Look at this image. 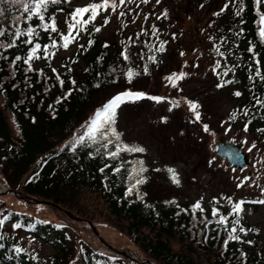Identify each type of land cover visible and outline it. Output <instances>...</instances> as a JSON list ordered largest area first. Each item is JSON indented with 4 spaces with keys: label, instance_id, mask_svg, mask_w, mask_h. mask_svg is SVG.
<instances>
[{
    "label": "trees",
    "instance_id": "trees-1",
    "mask_svg": "<svg viewBox=\"0 0 264 264\" xmlns=\"http://www.w3.org/2000/svg\"><path fill=\"white\" fill-rule=\"evenodd\" d=\"M75 1L81 0H54L47 6L45 20L54 19L57 26L53 32L51 24L45 31L38 17L26 18L24 0H0V28L4 29L0 44L10 42V37L19 30L14 47H0V192L5 194L9 188L23 198L24 205L43 206L54 212V219L66 223L75 235L72 238L60 228L63 226L56 227L52 221L51 224L31 222L23 214L8 212L5 215L11 223L31 227L39 238L42 236L38 232L52 233L53 244L49 245L54 251L39 258L2 227L0 264H264L258 237L246 238L245 232L239 231L243 224L233 225L238 215L232 212L233 203L226 196L201 203L204 208L201 213L191 207L195 202L158 200L150 188V166L138 152L121 148L119 155L111 158L103 150L96 152L97 146H79L74 152L67 150L65 141L100 105L101 95L149 78L153 68L160 64V52L167 49V38L157 23L141 24L134 33H123L118 41H107L105 46L96 19L109 4L83 25L72 57L56 62V54L64 48V42L60 41L49 47L47 56L43 49L38 50L30 66L26 65L23 61L31 47L25 43L26 27L39 25L33 39L42 45L49 43L50 38L59 40L69 24H77L82 18L73 19L70 15L76 7H82L75 6ZM192 1L211 3L216 13L228 3L218 14L216 25L213 22L210 27L215 34L212 45L215 74L233 101L227 119L240 133L251 134L264 144V107H252L253 96L264 100V81L255 75L256 65L247 51L250 46L253 48L264 72V39L259 35L264 0H243L242 6L230 0ZM90 3L99 4L100 0H91L86 5ZM89 15L90 12H85L83 17ZM221 52L225 55L221 56ZM16 56L21 59L13 63ZM226 69L231 70L227 76ZM97 84L100 86L96 87ZM69 89L72 91L66 96ZM236 90L241 95H235ZM116 131L123 143L133 145ZM89 151L95 154L89 156ZM140 159L146 165V171L141 174L146 179L126 195V189L139 178L135 176L131 181L128 178L132 162ZM120 165L123 167L114 173L112 168ZM213 207L219 209L218 216H226L227 220L213 218ZM206 220L213 222L205 227ZM88 222L95 226L107 224L128 237L135 234L133 241L138 251L110 249L101 244L98 247V240H92L96 237ZM17 247L23 251H16Z\"/></svg>",
    "mask_w": 264,
    "mask_h": 264
},
{
    "label": "rangeland",
    "instance_id": "rangeland-1",
    "mask_svg": "<svg viewBox=\"0 0 264 264\" xmlns=\"http://www.w3.org/2000/svg\"><path fill=\"white\" fill-rule=\"evenodd\" d=\"M116 4V9L114 6V9L110 11L112 19L105 26L102 36L112 39V33L117 28L118 15L122 9L126 11L149 9L154 12L161 23L160 28L167 30L170 35L163 71H172L181 64H185L183 73L186 75L179 78L174 84H172V78L162 81L157 73L150 83L145 82L137 85V88L142 90L146 88L149 90H147L148 92L153 93H147L146 89L143 91L129 89L132 92L140 91L147 95L139 98L123 97V102H118V108L122 111H119L121 112L120 127L117 121L116 125L120 130H123L124 138L126 137L131 142L144 144L149 151L147 155L149 160L154 163L155 167L167 171V177H169L167 180L160 174L155 176L165 183H162L163 186H159L161 194L167 187L181 200L184 198L196 199L200 196L208 197L220 191L232 193L238 182L241 188L244 187L247 182L243 178L249 175L250 168L238 172L232 170V173H229L226 170L214 169L218 166L216 163H211L207 170L204 167L206 162L203 155L206 145L198 146V154L195 151V145H191V142L180 144L177 137L179 123H182L183 120H185L183 127L187 128L190 134L188 136L183 134L180 140L206 137L207 133L203 127L205 124L208 125V130L223 131L225 127L221 125L220 119L230 107L224 90L217 87L209 71L206 35L197 36L200 27L204 24L206 8L198 6L197 3H192L190 0H160L159 3H156V0H147V2L145 0H125L123 4L117 0ZM161 13L166 14L161 15ZM193 46L196 51L202 50L203 53L197 57L194 55L183 58L182 55L189 52ZM68 54V52L65 53V55ZM148 84L150 86L145 87ZM115 94L117 93L112 96ZM152 96H160L163 99L155 101L151 99ZM174 96H179V99ZM190 101L196 102L195 107L190 104ZM197 112L199 118L196 116ZM161 117H166V119L162 120ZM230 133V137H234L236 141H241L242 138L248 139L244 148L251 145V148H248L250 166H254L259 161L263 147L254 144L255 142L249 138L250 136L237 132ZM262 164L263 162H260V165ZM169 168L174 169L175 177L168 171ZM173 178L178 179L179 183H174ZM8 200L14 201L12 197ZM245 213L249 219L260 226L264 239V203L254 212L250 209ZM43 214L54 219L53 214L55 213L48 209L43 211ZM99 230L104 239L113 246H120L125 241L120 233L112 229L102 226L99 227ZM40 251L44 254L47 249L41 248Z\"/></svg>",
    "mask_w": 264,
    "mask_h": 264
},
{
    "label": "snow or ice",
    "instance_id": "snow-or-ice-1",
    "mask_svg": "<svg viewBox=\"0 0 264 264\" xmlns=\"http://www.w3.org/2000/svg\"><path fill=\"white\" fill-rule=\"evenodd\" d=\"M54 2V0H24L23 2V7L25 8L26 12H27V19H32L33 16H36L39 18V20L42 22L45 31H48V25L51 24V30L53 32L56 31V23L54 19H49V20H45V15L44 12L47 9V6ZM114 2L115 0H100V3H90L88 5H85L83 7H76L71 13V17L73 19H76L77 17H83V14L85 12H90V15L88 16V19H81V23L83 24H87L89 20L94 19L95 18V14L98 12V10L100 8H107L108 5L110 3L113 4L114 6ZM125 2V0H120V3L123 4ZM145 2H147V0H145ZM160 0H156V3H159ZM230 2H238L241 4V6L243 5V0H230ZM228 6V3L226 2V4L224 5V7H222L221 9H219V12H223ZM241 11L243 10V7H241L240 9ZM166 13H161V15H165ZM214 14H218V13H214ZM239 14V13H237ZM260 24L261 27L259 28V35L261 37V39H264V14L260 15ZM35 27H39L35 26ZM35 27L31 24H29L26 27V36L28 37L27 40H25V43H28L31 45V47L28 50V55H27V59H25L23 62L26 65L30 66V62L31 60L34 58V54L37 53L38 50L43 49L44 50V55L47 56V50L49 49L50 46L54 47L55 45H57L58 43H60V41L64 42V47L68 46V41L72 39L71 37V31L77 27V25L75 24H69L68 25V33H60V39L59 40H53L50 38L49 43L47 44H41L38 39H33V37L35 36ZM98 30V29H96ZM19 32V30H18ZM17 33H14L11 37H10V42H5L3 44H0V47H3L5 49L9 48V47H14L17 43ZM4 35V29L0 28V37H2ZM209 39H211V37H209ZM221 40H225L224 37H220ZM107 42H105V46H106ZM247 51L252 54V60L255 63V68H254V72L255 75L260 78L261 81H264V72L261 71V62L256 59V54L253 52V48L250 46ZM122 56L125 57V59H127V55L126 53L122 52L121 53ZM221 56L225 55V53L221 52L220 53ZM36 58H39L38 56ZM21 57L20 56H16L15 60L13 61V63H15V61L20 60ZM217 66L219 67V63H217ZM145 72H147V66H145ZM234 70V69H232ZM53 71H55V69H53ZM132 70L129 69V72H131ZM215 71V69H214ZM231 70H225V76L228 75V72ZM173 77L176 76L175 73L172 74ZM184 75H186L185 73H180L179 74V78H182ZM249 79L251 80V77H249ZM228 81H225V83H227ZM73 84H75V81H72ZM96 87H99L100 85L97 84L95 85ZM221 84H218L217 87H221ZM72 90L69 89L67 93H65V95H69L70 92ZM235 95L239 96L241 95L239 90H236L234 92ZM147 93L144 92H132L131 90H125L123 92H119L117 94H115L114 96H112L107 102H105L101 108H97L95 110L94 116L92 118H90L88 121H86L84 124L79 126V129L77 131H74L72 133V137L65 141V145H68L67 150L68 151H75L77 150V148L79 146H87V147H92V146H97L95 148L96 152H99L100 150H103L104 155L107 157H111V158H115L116 156L119 155L120 149L123 148L126 151H135V152H144L146 151L143 147L140 146H132L126 143H123V141L120 138V134L116 131L114 125H115V116H116V112L115 109L119 107V103L118 102H123L122 98L123 97H144L146 96ZM63 98V97H62ZM151 99L155 100V101H160L161 99H163L160 96H152ZM253 100L255 101V104L252 105V107H255L257 105L264 107V100L257 98L255 96H253ZM190 104L195 107L196 102L195 101H190ZM245 115H247V109H245L244 112ZM197 118H199V113H196ZM161 119H166V117H161ZM204 129L207 130L208 129V125L205 124ZM247 128V125H245V129ZM110 145H114V147L110 148ZM62 149L64 148V145L61 146ZM89 156H93L95 153L93 151H89ZM105 167H107V165H105ZM123 167V165H120L119 167H113L112 171L115 172H119L120 168ZM101 171H103V168L100 169ZM146 171V165L143 161V159H140L138 161H134L132 162V168L128 173V178L129 180H133L135 176H139L138 179H135V183L134 184H130V186L126 189V195L132 190L133 187H135L136 185L142 183L146 177H144L143 175H141L143 172ZM168 171L170 173H173V177H175V173H174V169L169 168ZM29 179H31V177H29ZM173 182L174 183H179L178 179L173 178ZM262 192H264V189H262ZM139 198V196H138ZM216 197H213V200H216ZM229 200H231V197H228ZM260 203H264V200L262 201H258ZM242 201L241 202H237L235 203L234 207L232 208V212H235L237 215H239V210L241 209V205H242ZM191 207L193 209H197L199 210V212L203 213L204 212V208L201 205L200 200H197L193 205H191ZM212 216L213 218H216L218 216L219 213V209L216 207H213L212 210ZM218 220L219 221H226L227 217L223 216V215H219L218 216ZM212 220H206L204 226L207 227L209 223H212ZM4 224V220L0 219V228L3 227ZM239 224V220H236L233 222V225ZM17 227V225H13V228ZM56 227H60V225H56ZM236 231L235 226H233L232 228V232L234 233ZM240 232H245L247 231L246 228L244 227H240L239 228ZM233 239H237L239 240L240 237H236L233 236ZM249 243H251V241H249ZM16 251L20 252L23 251L22 249H20L19 247L16 248ZM241 255H245L244 253H241Z\"/></svg>",
    "mask_w": 264,
    "mask_h": 264
},
{
    "label": "water",
    "instance_id": "water-1",
    "mask_svg": "<svg viewBox=\"0 0 264 264\" xmlns=\"http://www.w3.org/2000/svg\"><path fill=\"white\" fill-rule=\"evenodd\" d=\"M232 147H233L232 145H228V146L218 145L216 148H218V154H220V156L228 159L229 156H231L229 152L230 151L232 152ZM233 148L237 149L236 147H233ZM236 154L239 156V152L237 150H236ZM235 164L240 165L241 167L245 166L242 156L240 157L239 163L235 162Z\"/></svg>",
    "mask_w": 264,
    "mask_h": 264
}]
</instances>
